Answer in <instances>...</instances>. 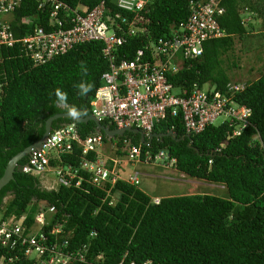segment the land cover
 Wrapping results in <instances>:
<instances>
[{"label":"trees","instance_id":"1","mask_svg":"<svg viewBox=\"0 0 264 264\" xmlns=\"http://www.w3.org/2000/svg\"><path fill=\"white\" fill-rule=\"evenodd\" d=\"M59 1L63 3L59 15L67 19L74 16V9L85 13L101 2L112 12L133 14L118 8L117 0ZM191 1L195 0H147L139 15L148 37L169 35L172 24L189 16ZM219 5L225 9L217 15L224 34L207 40L202 56L187 61L178 73L171 75L176 86L191 87L195 82L202 86L210 81L224 90L230 82L221 67V56L232 47L235 36L248 37L255 26L243 17L250 10L262 14L264 0H220ZM37 6L35 0H22L16 6L9 17L15 36L30 33L37 25L48 26L46 10H50L51 3L47 2L45 12ZM131 42L140 46L135 39ZM101 50V42L80 43L43 64H35L19 42L0 48V177L10 157L42 136L48 117L67 109L83 116L91 113V101L107 70ZM80 83L91 86L83 96L77 88ZM234 83L244 85L233 94L234 101L251 108L249 123L238 135L233 131L242 126L240 121L207 125L191 134L193 146L199 151L188 145V137H155L149 145L141 143L138 133L126 132L118 137L119 144L128 138L130 146L139 145L141 159L147 151L155 156L165 150L170 159H175L174 166L179 171L224 185L226 195L195 193L155 201L138 183L122 178L98 187L90 183L91 173L81 168L84 157L75 144L74 153L50 158V165L77 168L83 177L81 183L76 185V176L69 185L58 183L56 188L47 189L34 172L21 170L29 158L25 156L19 161L14 178L0 191V221L11 216L19 220L32 205L24 221L30 226L37 211L55 206L50 223L42 226L43 231H52L50 240L65 238L71 249L86 245V258L95 260L101 255L102 264H264V68L258 77ZM57 91L66 96V108L55 105ZM71 121L58 118L53 128ZM101 121L115 127L108 119ZM76 125L81 138L96 130L93 121ZM169 130L178 136L186 134L180 115L168 116L153 129ZM116 154L125 152L117 150ZM95 156L94 152L85 155L87 159ZM57 225L62 232H55ZM19 248L20 245L12 249L0 244V264H41L40 260L24 256Z\"/></svg>","mask_w":264,"mask_h":264},{"label":"built area","instance_id":"2","mask_svg":"<svg viewBox=\"0 0 264 264\" xmlns=\"http://www.w3.org/2000/svg\"><path fill=\"white\" fill-rule=\"evenodd\" d=\"M35 1L40 12H45L48 1L51 3L50 10H46L48 26L37 25L32 32L18 37L10 28L9 17L22 0H0V48L19 42L35 64H43L77 44L101 42L107 70L102 73V84L97 87L91 101L92 113L100 120L108 119L115 127H137L146 135L154 132L155 124L168 116L180 115L186 134L190 135L199 133L219 117H223L222 122L242 123L234 129V135L240 134L242 127L249 123L251 108L238 105L232 98L237 90L244 87L242 83L229 82L226 89L221 90L211 83L176 86L170 78L187 61L203 55L207 40L224 34L217 19V15L225 11L219 5L220 0L191 1L187 19L172 24L170 34L158 38L148 37L147 27L140 24L139 12L146 7L147 0H117L118 8L132 12V16L120 11L112 12L101 2L85 13L74 9V16L69 19L59 15V8L63 5L61 1ZM132 39L140 42V46H134ZM75 144L84 157L81 168L92 175L90 183L104 188L108 181L114 183L120 178L115 168L119 159L108 158L102 153L103 135L94 132L81 138L74 121L52 128L41 148L32 152L21 169L27 173L43 172L49 166L50 156L56 154L59 159L65 153H74ZM113 145V149L125 152L130 158L141 159L140 146H130L128 138H124L122 144L115 140ZM89 152L95 153L94 159L85 157ZM157 158L168 159L169 154L161 150L153 156L147 151L143 160L150 162ZM56 174L58 183L65 185L71 184L76 176V185L83 179L78 175V169L71 165L59 168ZM139 175L140 172H134L128 181L137 184ZM55 211V206L37 211L35 222L30 226L24 223L26 214L16 221L13 218L0 221V244L12 249L20 245L18 250L24 256L40 260L41 264H74L78 259L84 260L82 250L68 248L67 239L52 241V231L42 230V226L50 223ZM35 226L38 227L35 229ZM55 232H62V227L57 225ZM15 257L19 256L16 254Z\"/></svg>","mask_w":264,"mask_h":264},{"label":"rangeland","instance_id":"3","mask_svg":"<svg viewBox=\"0 0 264 264\" xmlns=\"http://www.w3.org/2000/svg\"><path fill=\"white\" fill-rule=\"evenodd\" d=\"M254 16L257 18H254ZM263 16L264 11L262 14L251 10L247 12L243 17L244 21L246 23L250 21L255 27L248 32V37L239 38L235 36L232 47L221 56L223 60L221 67L230 82H245V80L254 79L259 76L261 70L264 68ZM209 84L210 81L203 83V85ZM222 121L223 117H219L213 124L218 125ZM110 144L113 145L112 142H109L108 145ZM113 151L116 153L117 150L114 149ZM115 159H119V163L115 168L122 178L126 179L134 172L141 173L138 176L139 182L137 186L151 196L153 200L165 196L195 193L226 195L224 185L216 183L210 184L206 180L197 179L187 174L185 175L179 172V170H173L174 166L172 164L169 165L170 161L166 158H157L155 161L148 162L143 159L130 158L128 154H125L121 156L117 155ZM37 175L42 185L47 187L51 185L49 188L57 187V174L54 168H49L45 173ZM171 177L174 179H171ZM8 198L9 196L6 197L5 201ZM115 200L116 197L114 196L113 201ZM31 209L32 205L29 206L26 212L30 213ZM37 227L35 226V229Z\"/></svg>","mask_w":264,"mask_h":264},{"label":"water","instance_id":"4","mask_svg":"<svg viewBox=\"0 0 264 264\" xmlns=\"http://www.w3.org/2000/svg\"><path fill=\"white\" fill-rule=\"evenodd\" d=\"M73 113L78 114L75 118L73 116H69L66 112L56 113L48 117L45 121V130L42 136L31 143L30 145L24 147L22 150L18 151L8 160L3 175L0 177V191L3 186L9 183L14 178V172L19 168L18 164L19 161L32 153V151L41 148L43 140L49 135L53 128V122L58 118H71L78 123H86L88 121H93L95 123L96 131L103 132L106 136L111 137L113 139L124 136L126 132H134L140 135V141L142 144L149 145L153 138H160L163 136H172L177 140L184 139L185 137L189 138V146H193V140L191 139L190 134H184L178 136V133L174 130H169L167 132H152L149 135H146L143 130L132 127V126H125V127H110L109 125L104 124L98 117L93 114H89L86 116L80 115L79 113L72 111ZM195 150L199 151L197 147L193 146Z\"/></svg>","mask_w":264,"mask_h":264},{"label":"clouds","instance_id":"5","mask_svg":"<svg viewBox=\"0 0 264 264\" xmlns=\"http://www.w3.org/2000/svg\"><path fill=\"white\" fill-rule=\"evenodd\" d=\"M198 58V57H197ZM211 83V82H210ZM212 84V83H211ZM90 85H86V84H84V83H80V84H78L77 85V88H78V91H79V94L80 95H85L88 91H89V89H90ZM55 96H56V99H55V101H54V103H55V105L57 106V107H61V108H66V105H67V100H66V96L63 94V93H61L60 91H57L56 93H55ZM67 114L69 115V116H73L74 118L78 115V114H76V113H73L70 109H67ZM90 114H93L92 113V111H91V113ZM74 121V120H73ZM72 122V121H71ZM75 123H76V121H74ZM68 123V122H67ZM95 133H97V131L95 130L94 131ZM93 132V133H94ZM100 134H102V132H99ZM103 135V134H102ZM103 137H106V139L108 140V141H112V139L113 138H111V137H108V136H104L103 135ZM115 140H118V137L117 138H115V139H113V141H115ZM33 152V151H32ZM105 153V152H104ZM32 154V153H31ZM31 154H29V155H27V156H30ZM56 154H53L52 156H50V158H57L58 159V157H56L55 156ZM172 159H174V158H168V160L170 161V163L172 162V163H175V161H172ZM111 162H112V160H111ZM25 164V163H24ZM23 165V164H22ZM22 165H21V167H22ZM67 167V165L66 166H54V165H50V163H49V166L43 171V172H34L36 175L37 174H43V173H45L49 168H54L56 171L59 169V168H62V169H65ZM22 170V169H21ZM129 177V176H128ZM121 178V177H120ZM122 179H125V178H122ZM40 180V179H39ZM78 180V179H77ZM125 180H127L128 181V178H126ZM58 183V178H57V180H56V184ZM40 184H41V182H40ZM58 185V184H57ZM41 186H43V187H45V188H47V189H52V188H54V187H52V188H49L51 185H48V187L47 186H45V185H42L41 184ZM26 215H28L27 213H25ZM24 215V214H23ZM10 218H13L14 219V217H10ZM10 218H8V219H6V220H9ZM65 239V238H64ZM62 240V239H61ZM68 243H70L69 241H68ZM68 248L70 249V250H76V251H80V250H82V253H83V255H84V257H85V259L84 260H77L76 262H84V263H87V264H94V263H99V264H102L101 262H100V259H102V256L100 255V256H98L95 260H88L87 258H86V250H87V246L86 245H83L82 247H80V248H76V249H71L70 247H69V245H68ZM76 262L74 263V264H76Z\"/></svg>","mask_w":264,"mask_h":264},{"label":"crops","instance_id":"6","mask_svg":"<svg viewBox=\"0 0 264 264\" xmlns=\"http://www.w3.org/2000/svg\"><path fill=\"white\" fill-rule=\"evenodd\" d=\"M246 15V14H245ZM110 142V141H109ZM109 142H108V140L106 139V141L104 140V144H103V146H102V153L104 154V155H106L108 158H115L118 154H116L113 150V145H108L109 144ZM112 143L114 142L113 140L111 141ZM105 152V153H104ZM121 156V155H120ZM112 163V162H111ZM173 165L174 166V163H169V165ZM173 170H177L178 171V169L174 166V169ZM117 171V170H116ZM179 172H181V171H179ZM117 173H118V171H117ZM181 173H183V172H181ZM183 174H185V173H183ZM119 175V174H118ZM186 175V174H185ZM119 177H121L120 175H119ZM122 178V177H121ZM171 179H174V178H172L171 177ZM192 182H193V180H192ZM210 184H212V183H210ZM157 200H159V198H155V201H157Z\"/></svg>","mask_w":264,"mask_h":264}]
</instances>
